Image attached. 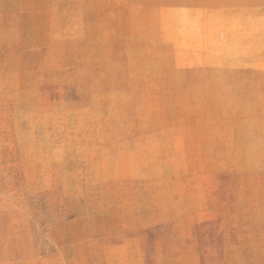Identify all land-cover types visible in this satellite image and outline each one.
I'll use <instances>...</instances> for the list:
<instances>
[{"label": "rangeland", "instance_id": "obj_1", "mask_svg": "<svg viewBox=\"0 0 264 264\" xmlns=\"http://www.w3.org/2000/svg\"><path fill=\"white\" fill-rule=\"evenodd\" d=\"M0 264H264V0H0Z\"/></svg>", "mask_w": 264, "mask_h": 264}]
</instances>
